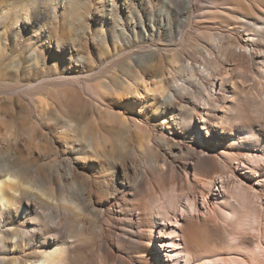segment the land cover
Instances as JSON below:
<instances>
[{"label": "bare ground", "instance_id": "obj_1", "mask_svg": "<svg viewBox=\"0 0 264 264\" xmlns=\"http://www.w3.org/2000/svg\"><path fill=\"white\" fill-rule=\"evenodd\" d=\"M223 2L227 14L255 17L258 22H226L232 17L218 12L210 18L224 22H190L198 29L191 41L206 42L197 46L202 52L187 56L188 61L181 59L170 70L159 69L152 57L139 60L144 68L128 63L126 76L134 75L133 80L120 83L119 93L126 97L125 114H118L122 131L135 136L147 132L139 118L145 106H155L156 112L147 118L158 126L157 138L167 153V158L153 159L148 169L131 166L127 170L123 164L121 186L111 189V194H121L117 212L135 218L124 224L127 241L131 236L148 241L140 247L133 245L149 254L141 256L138 251L136 259H142V264H264V0ZM165 4L182 15L193 7L191 0ZM160 25L169 36L173 34L172 25ZM219 27L242 30L241 39L219 38L214 31ZM210 29L213 32H207ZM152 36L146 38L152 41ZM69 44L70 49H78L75 41ZM63 45L61 39L56 41L58 49ZM151 47L138 49H158ZM64 78H58L61 88L51 94L62 101L57 106L60 110L77 115L86 106L78 79ZM68 83L71 87H62ZM86 88L94 98L103 99L101 89ZM38 107L42 112L54 111L48 103L40 102ZM135 109L140 110L138 115ZM171 124L174 129L168 130ZM83 141L85 147L81 144L78 152L72 148L77 156L97 147L94 137ZM150 143L152 138L141 140L152 156ZM132 153L138 155L137 149ZM17 154H0V227L18 225L7 232L0 229V264H119L106 247L100 248V261L89 262L79 252L88 242V226L71 224V220L77 211L87 210L85 188L71 186V178H66L69 184L60 178L62 170L67 177L73 175L72 165L57 166L54 171V190L60 194L56 198L52 189L42 188L46 178H54L51 170L22 159L20 151ZM184 154L187 161L176 165L177 157ZM100 189L103 192L106 187ZM193 190H199L200 196ZM1 219L6 222L2 224ZM49 233L54 246L46 245ZM27 246L34 249L28 256L24 255Z\"/></svg>", "mask_w": 264, "mask_h": 264}, {"label": "rangeland", "instance_id": "obj_2", "mask_svg": "<svg viewBox=\"0 0 264 264\" xmlns=\"http://www.w3.org/2000/svg\"><path fill=\"white\" fill-rule=\"evenodd\" d=\"M165 1L168 0H0V154L11 152L17 156L20 151L22 159L33 160L45 170L50 169L54 178H46L42 188L52 189L56 198H60V194L57 188L54 190L57 179L54 171L57 166L72 165L73 175L67 177L62 170L60 178L67 184L70 181L66 178H71V186L85 188L87 210L83 214L77 211L71 224L88 226V242L81 245L79 252L88 257L89 262L100 261V248L106 247L114 255L113 262L144 263L136 256L138 251L141 256L147 253L136 247L148 241L133 236L127 241L124 224L135 218L127 212H117L116 202L120 201L121 194L113 195L111 189L114 185L121 186L123 164L127 170H131V166L148 169L153 159L167 158L157 138L158 126L147 118L148 113L154 115L155 106H145L139 118L147 132L135 136L128 130L122 131L118 114H125L126 97L119 93L120 83L126 79L132 81L134 76H126L128 63L136 68L140 59L152 57L159 69L178 67L181 59L188 61L187 56L202 52L197 46L206 44L191 41L198 29L190 22H224L211 19L213 13L232 17L226 22H258L255 17L227 14L224 0H191L193 7L185 15L179 10L170 11ZM216 7L218 9L214 10ZM150 22L155 32L151 30ZM159 22L172 25L173 34L169 36L168 30ZM218 29L214 31L219 38L241 39L238 33L242 30ZM149 34L153 35L152 41L146 38ZM58 39L63 41V48L56 47ZM71 41H75L77 50L70 49ZM150 45L151 49H158L153 52L138 49ZM211 50L216 51L215 47ZM174 60L178 62L173 63ZM139 66L144 68L142 63ZM59 77H65L67 81L78 79L77 88L86 104L79 114H70L57 107L62 101L51 91L61 88ZM88 86L101 89L105 94L103 99L94 98L87 91ZM62 87L71 86L68 83ZM10 91L14 92L10 94ZM40 102L48 103L54 111L42 112L38 107ZM139 111L135 109L137 115ZM172 129L173 124L168 130ZM85 137H94L97 147L90 151L85 149L86 154L77 156L72 148L78 152L81 144L85 147ZM149 138H152L150 145L154 148L152 156L141 146V140L146 142ZM134 149L138 155L132 153ZM186 158V154L177 157L176 165L181 166ZM100 186L106 190L100 192ZM193 193L200 196L199 190H193ZM59 212L62 213L61 209ZM1 222L6 221L1 219ZM23 226L26 227L24 223ZM17 227L14 224L0 229L7 232V229ZM109 231L112 234H108ZM51 234L46 236V245L54 246L56 244H51L49 238ZM33 251L27 246L24 255ZM152 255L156 259V254ZM16 257L21 255L16 254Z\"/></svg>", "mask_w": 264, "mask_h": 264}]
</instances>
